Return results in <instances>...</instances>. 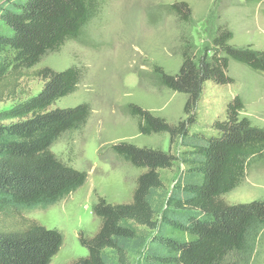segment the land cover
<instances>
[{
	"label": "trees",
	"instance_id": "obj_1",
	"mask_svg": "<svg viewBox=\"0 0 264 264\" xmlns=\"http://www.w3.org/2000/svg\"><path fill=\"white\" fill-rule=\"evenodd\" d=\"M169 8L188 24L191 12L185 2ZM99 10V0H22L15 10L1 11L6 31L0 32V88L77 37ZM232 38L233 31L220 23L211 39L212 49L199 57L191 41L183 39L178 70L161 72L158 82L184 95L185 118L168 123L130 105L138 133L167 135L170 141L187 136L188 127L196 122L194 110L204 82H229L231 61L264 73V51L234 47ZM36 75L43 80L41 90L0 112V213L9 206L31 207L68 198L88 177L51 151L58 138L81 128L90 116L86 102L52 108L75 92L81 70L74 65L59 71L44 68ZM244 107L239 95L229 99L224 119L212 124L215 133L185 156V167L168 197L160 195L164 185L159 171L174 166V155L127 142L112 145L117 155L141 170L131 200L110 203L95 198L92 214L97 230L91 236L79 235L87 254L69 264H107V250L119 264H128L123 243L135 239L141 228L149 233L143 237L139 264H234L230 256L246 252L264 229V198L237 204L222 199L245 179L252 163L264 160V129L242 114ZM11 120L16 121L4 123ZM19 223L15 229L0 228V264H49L61 248L60 231L23 216Z\"/></svg>",
	"mask_w": 264,
	"mask_h": 264
},
{
	"label": "rangeland",
	"instance_id": "obj_2",
	"mask_svg": "<svg viewBox=\"0 0 264 264\" xmlns=\"http://www.w3.org/2000/svg\"><path fill=\"white\" fill-rule=\"evenodd\" d=\"M21 1L0 0V13L15 10ZM99 1V13L82 27L77 37L68 39L56 52L45 54L25 75L0 88L1 112L41 90L43 80L36 73L44 68L59 71L74 65L82 72L75 92L57 100L52 108L86 102L91 108L90 116L81 128L58 138L51 151L63 162L86 171V182L70 197L55 203L9 206L0 213V228L6 230L19 227V216H23L60 231L63 242L49 264H69L87 254L79 243V235L91 236L97 230L98 222L92 214L97 196L110 203L131 200L134 181L141 170L117 155L112 145L127 142L174 155V166L159 171L164 185L160 195L168 197L185 167V156L202 145L204 137L215 133L212 124L224 119L230 98L239 95L245 105L242 114L264 129V73L234 61L229 65V82H204L194 110L196 122L188 127L187 136L170 141L167 135H142L137 131L136 119L129 114V106L136 105L168 123L185 118L184 95L161 86L160 73L174 74L178 70L183 39L191 41L198 57L212 49L211 39L220 23L233 31L232 46L264 51V0ZM180 2L189 6L188 24L169 8L170 4ZM1 31L6 28L0 21ZM261 198L264 160L252 163L245 179L222 197L228 204ZM141 229L135 239L123 243L128 264L140 262L143 237L149 233ZM106 254L107 264H119L110 250ZM230 257L234 264H264V229L246 252Z\"/></svg>",
	"mask_w": 264,
	"mask_h": 264
}]
</instances>
